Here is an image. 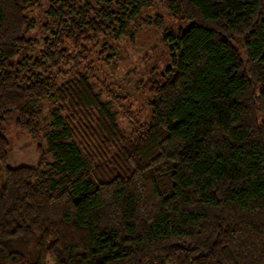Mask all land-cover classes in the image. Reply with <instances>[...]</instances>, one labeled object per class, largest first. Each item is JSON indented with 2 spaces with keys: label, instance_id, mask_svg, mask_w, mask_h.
I'll list each match as a JSON object with an SVG mask.
<instances>
[{
  "label": "trees",
  "instance_id": "obj_1",
  "mask_svg": "<svg viewBox=\"0 0 264 264\" xmlns=\"http://www.w3.org/2000/svg\"><path fill=\"white\" fill-rule=\"evenodd\" d=\"M151 5L0 0V264H264V0H165L187 25L127 134L93 58ZM11 123L34 166L9 164Z\"/></svg>",
  "mask_w": 264,
  "mask_h": 264
},
{
  "label": "rangeland",
  "instance_id": "obj_2",
  "mask_svg": "<svg viewBox=\"0 0 264 264\" xmlns=\"http://www.w3.org/2000/svg\"><path fill=\"white\" fill-rule=\"evenodd\" d=\"M142 13V16L128 24L119 39L110 40L113 55L109 59L102 60L96 54L93 58L95 74L91 81L96 90L100 91L104 82L109 88L122 94V100L118 103L112 102L106 94H102V98L110 102L111 112L127 134L133 129L130 119L141 123L150 121L151 96L148 83L169 63L168 49L162 39L164 27L187 25L186 22L176 20L166 7L165 0H152L150 8ZM34 14L39 15V11ZM158 15L165 19L163 27H158L154 20ZM54 106L51 99L39 106L40 119L46 131L51 129V111ZM6 134L10 142L9 164L34 166L38 160L36 141L20 131L14 123L8 125Z\"/></svg>",
  "mask_w": 264,
  "mask_h": 264
}]
</instances>
